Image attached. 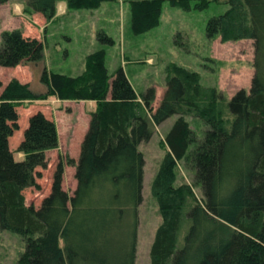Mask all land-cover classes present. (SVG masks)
<instances>
[{
    "label": "trees",
    "instance_id": "16d2710c",
    "mask_svg": "<svg viewBox=\"0 0 264 264\" xmlns=\"http://www.w3.org/2000/svg\"><path fill=\"white\" fill-rule=\"evenodd\" d=\"M57 1L28 4L51 17ZM65 1L69 8H93L107 0ZM123 1L130 5L134 33L159 24L164 0ZM168 1L186 10L228 3L207 19L205 31L221 41L253 39L255 71L248 92L240 88L226 99L203 85L198 71L172 62L153 107L154 87L137 93L122 66L110 73L103 48L89 52L84 69L70 75L44 68L42 40L21 28L1 31L0 65L32 63L41 69L43 85L11 78L0 91V228L24 239L17 264H134L144 165L138 145L150 137L152 124L174 113L164 135L167 150L150 185L161 215L150 264H264V0ZM97 38L113 43L103 30ZM51 95L92 99L95 107L75 162L73 193L62 188L59 160L50 192L35 207L25 202L24 189L35 183V168L46 166V151L58 145L56 122L41 110L31 113L17 147L20 158L8 138L18 127L17 101ZM189 114L207 126L199 140ZM183 158L194 169L200 194L194 183L175 182L174 168Z\"/></svg>",
    "mask_w": 264,
    "mask_h": 264
},
{
    "label": "rangeland",
    "instance_id": "374dc122",
    "mask_svg": "<svg viewBox=\"0 0 264 264\" xmlns=\"http://www.w3.org/2000/svg\"><path fill=\"white\" fill-rule=\"evenodd\" d=\"M161 7L159 24L136 34L130 28V5L123 0L103 1L93 8H69L65 0H58L51 17L32 8L28 0H0V33L4 29L21 28L24 35L42 40L41 64L44 68L70 75L84 69L89 52L103 48L110 73L122 66L137 93L154 87L153 107L159 103L165 90L166 66L172 62L198 71L200 82L205 86H214L226 99L240 88L249 91L255 71L253 39L221 41L219 35L208 37L205 31L207 19L226 10L228 3L210 2L203 9L186 10L164 0ZM99 30L111 36L113 43L101 42L97 38ZM32 66L27 62L14 66L0 65V91L11 78L29 82L37 88L43 87L39 81L41 69L36 70ZM47 98L50 100H44ZM68 100L51 95L41 99L19 100L16 104L18 127L8 138L9 147L16 158L23 156L17 147L31 113L42 109L46 116H53L57 120L60 129L58 145L46 151V166L35 168V183L24 189L25 202L35 207L50 192L53 172L59 160L63 164L62 188L72 194L76 186L75 162L91 109H88L90 104L84 99L80 102L72 99L71 104L66 103ZM67 105H71V111ZM176 117L174 113L161 123L152 124L150 137L141 140L138 145L143 153L144 165L134 264H150V245L155 229L161 222L150 185L159 161L167 150L164 135ZM185 117L198 140L201 139L207 129L206 124L199 117L190 114ZM68 158L73 161L70 162ZM174 169L177 184L184 181L194 183L195 191L200 194V184L195 182L194 169L187 158L177 160ZM24 248L25 242L19 233L0 228V264H17Z\"/></svg>",
    "mask_w": 264,
    "mask_h": 264
},
{
    "label": "crops",
    "instance_id": "0c3cea01",
    "mask_svg": "<svg viewBox=\"0 0 264 264\" xmlns=\"http://www.w3.org/2000/svg\"><path fill=\"white\" fill-rule=\"evenodd\" d=\"M59 9L60 10H62V6H60L59 7ZM27 36H29V35H27ZM24 81H26V80H24ZM6 83V82H5ZM4 83V84H5ZM44 100H50V98H47V99H44ZM70 100V101H69ZM68 101H66V103H72L74 100H72V99H69ZM82 99H80V100H75L76 102H80ZM86 101H88L89 102V104H90V106H89V108L88 109H94V107H95V101L94 100H92V99H89V100H86ZM55 108V107H54ZM53 108V109H54ZM67 108H68V110L69 111H71L72 110V107H71V105H67ZM49 109L50 110H52V108L49 106ZM39 110H41V111H43L42 109H39ZM54 110H57V109H54ZM59 110H62V108L61 107H59ZM53 111V110H52ZM87 112H88V110H87ZM50 118H52V119H54L55 121H56V127H57V130H58V134H59V140H60V129H59V125H58V122H57V120L53 117V116H50ZM85 133V132H84ZM71 135H73V134H71ZM84 135V134H83ZM82 138H83V136H82ZM61 143V142H60ZM65 143H68L67 141H65Z\"/></svg>",
    "mask_w": 264,
    "mask_h": 264
}]
</instances>
